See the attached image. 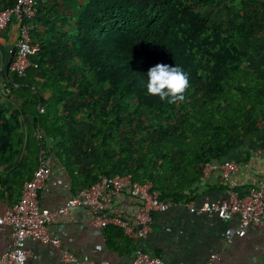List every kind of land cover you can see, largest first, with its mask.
<instances>
[{"label":"trees","instance_id":"trees-1","mask_svg":"<svg viewBox=\"0 0 264 264\" xmlns=\"http://www.w3.org/2000/svg\"><path fill=\"white\" fill-rule=\"evenodd\" d=\"M52 2L37 0L31 65H7L0 89L3 193L21 191L44 148L72 195L129 174L161 200L188 202L205 165L264 125V0H83L68 18ZM157 64L188 73L184 101L148 94ZM74 147L91 161L77 167Z\"/></svg>","mask_w":264,"mask_h":264},{"label":"crops","instance_id":"crops-1","mask_svg":"<svg viewBox=\"0 0 264 264\" xmlns=\"http://www.w3.org/2000/svg\"><path fill=\"white\" fill-rule=\"evenodd\" d=\"M4 1L0 0L2 5ZM83 0H57L56 11L65 13V17L72 16L75 4ZM17 24L12 20L0 34V89L4 82L6 67L11 59L10 49L17 38ZM47 95L46 92H43ZM4 100L0 90V102ZM72 100V99H71ZM18 102V100H14ZM8 108L11 103L7 104ZM83 123L75 126L77 131L86 132ZM80 126V127H79ZM75 157L73 161L88 164L92 157L81 155L79 149L70 150ZM83 156V157H82ZM52 172L46 186L38 195L39 203L49 209L62 205L73 192V182L65 167L57 157L50 154ZM226 160L237 162V171L227 179H223L219 168H211L200 182L195 185V198L188 202H170L164 211L154 212L151 231L137 242L126 235H118L114 230H97L92 225V214L79 207L56 218L49 224V230L57 235L61 241L59 247L44 244L27 238L26 246L31 254L27 264H64L60 261L63 248L77 256L88 255L95 262L106 261L108 264H131L135 250L139 247L151 255L161 257L164 264H198L206 262L211 255H215L211 264H264V229L251 225L243 237L234 231L237 217L221 220L206 213L191 212L187 206L193 202L200 206L205 202L226 197L229 191L240 196L248 193L259 177L264 174V133L263 126L253 132L226 156L218 158L211 165L218 166ZM151 183V182H150ZM0 214L13 205L20 192H5L0 186ZM167 201V200H165ZM140 201L127 192L116 196L111 205L110 213L123 218L131 224H136L135 215ZM11 227L6 226L0 233V254L10 242ZM230 235V238H226Z\"/></svg>","mask_w":264,"mask_h":264},{"label":"built area","instance_id":"built-area-1","mask_svg":"<svg viewBox=\"0 0 264 264\" xmlns=\"http://www.w3.org/2000/svg\"><path fill=\"white\" fill-rule=\"evenodd\" d=\"M36 14L37 0H15L10 7L0 5V34L12 18L16 21L18 29L16 41L9 51L11 59L8 66L11 72L23 73L31 65L30 32L33 27L32 19ZM37 109L42 113L45 107L39 105ZM38 136L41 137V135ZM211 168H219L223 179H227L237 171L238 165L234 160H226L218 166L206 164L203 175H206ZM51 172V158L42 148L39 164L31 177L24 182L17 201L0 214V233L6 226L12 229L10 242L0 254V264H27L31 254L26 246L27 238L59 247L61 241L49 230V224L79 207L86 208L92 214L91 222L95 229L104 230L108 225H114L121 228L133 242H137L151 231L153 213L164 211L170 205L169 201L159 198L150 182L137 183L129 174H125L111 178L100 176L93 185L80 189L57 208L49 209L39 203L38 195L46 186ZM123 192L129 193L140 201L135 215L136 224H131L110 213L109 208L113 199ZM187 206L191 212L206 213L208 216H216L221 220L236 216L237 226L234 233L239 237H243L251 225L264 229V174L243 196L229 191L226 197L205 202L198 207L193 202L188 203ZM226 238H230V235H226ZM214 257L215 255H211L206 262L198 264H211ZM60 261L64 264H108L106 261L97 263L88 255L77 256L65 248L61 250ZM131 264H164V261L161 257L151 255L138 247Z\"/></svg>","mask_w":264,"mask_h":264},{"label":"clouds","instance_id":"clouds-1","mask_svg":"<svg viewBox=\"0 0 264 264\" xmlns=\"http://www.w3.org/2000/svg\"><path fill=\"white\" fill-rule=\"evenodd\" d=\"M189 87V75L179 65L157 64L148 71L147 92L158 96L161 101L169 104L182 102Z\"/></svg>","mask_w":264,"mask_h":264},{"label":"rangeland","instance_id":"rangeland-1","mask_svg":"<svg viewBox=\"0 0 264 264\" xmlns=\"http://www.w3.org/2000/svg\"><path fill=\"white\" fill-rule=\"evenodd\" d=\"M85 126H86L85 123H83V124L81 125L82 128H85Z\"/></svg>","mask_w":264,"mask_h":264}]
</instances>
